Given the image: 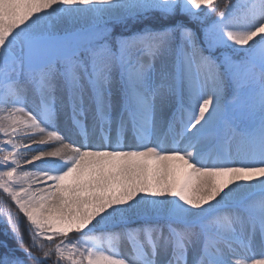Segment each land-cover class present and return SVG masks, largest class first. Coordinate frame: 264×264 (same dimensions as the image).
<instances>
[{"label":"snow or ice","instance_id":"obj_1","mask_svg":"<svg viewBox=\"0 0 264 264\" xmlns=\"http://www.w3.org/2000/svg\"><path fill=\"white\" fill-rule=\"evenodd\" d=\"M0 197V264H264V0H0Z\"/></svg>","mask_w":264,"mask_h":264},{"label":"trees","instance_id":"obj_2","mask_svg":"<svg viewBox=\"0 0 264 264\" xmlns=\"http://www.w3.org/2000/svg\"><path fill=\"white\" fill-rule=\"evenodd\" d=\"M2 204H3V198L0 197V206H2ZM21 227H22V229L24 228L23 223H22ZM2 239H5V236H4V225L2 223H0V240H2ZM25 239H27V236H25ZM8 242L10 244H12L13 246H15L14 242L11 239H9Z\"/></svg>","mask_w":264,"mask_h":264}]
</instances>
